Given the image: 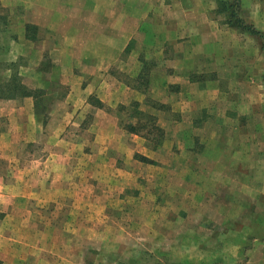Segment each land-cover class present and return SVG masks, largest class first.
<instances>
[{"label":"crops","instance_id":"crops-1","mask_svg":"<svg viewBox=\"0 0 264 264\" xmlns=\"http://www.w3.org/2000/svg\"><path fill=\"white\" fill-rule=\"evenodd\" d=\"M263 1L237 3L239 17L264 37ZM228 9V0H0V31L16 35L7 38L20 49L14 53L7 41L0 46V116H7V127L0 131L3 220L20 209L17 218L21 225L27 220L36 227L78 226L66 238L78 242L77 246L61 257H77L80 262H69L85 264L92 248V226L105 225L103 220L114 218L105 213L110 209L109 200L127 190L113 179L140 176L133 172L153 171L154 167L157 178L243 177L245 181L239 185L244 187L239 192L247 193L253 189L251 179L259 176L264 187V135L256 139L251 124L252 119L262 118L249 107L258 100L257 93H252L253 81H262L264 87V42L259 35L230 24ZM40 41L46 44L42 49L51 50V63L44 54V58L31 59ZM60 53H66L67 58L61 59ZM21 60L27 65L22 66ZM258 65L259 73L253 74ZM49 68L68 86L63 98L56 97L54 90L43 91V96L52 95V104L38 110L32 96L16 94L12 98L8 94L7 87L14 79L27 89H43L44 71ZM93 98L102 103L100 107L92 104ZM236 98L247 103L245 111L237 106ZM130 102H137L142 114L154 118L162 130L158 144L149 135L125 128L127 122L119 119L117 105ZM86 110L93 114L88 126L93 142L68 139L67 144L83 150L61 153L57 146L63 141V131ZM208 130L215 138H208ZM31 145L39 146L40 153L31 152ZM95 168L115 182L99 200L88 184ZM79 170L83 180L72 185L71 176ZM223 186L230 187L228 183L213 184L211 194L232 193L215 189ZM166 187L147 189L153 195L146 197L148 204L151 202L147 210L152 208L150 224L154 225L158 216L166 218L159 215L162 207L171 208L169 201L156 198L158 194L161 199L169 197ZM191 188L186 181L180 183L183 193ZM195 206L212 210L211 221L217 222L215 208L219 206L204 202ZM192 207L180 208L189 217ZM93 209H99L100 215L93 216ZM150 236L155 238L154 233ZM152 248L150 251H155V246ZM160 250L161 255L169 254L166 247ZM41 252L38 255L48 257ZM211 256L215 258V252ZM198 258L199 264L210 260ZM142 259L150 264L161 262L158 255V261L155 257Z\"/></svg>","mask_w":264,"mask_h":264},{"label":"rangeland","instance_id":"rangeland-1","mask_svg":"<svg viewBox=\"0 0 264 264\" xmlns=\"http://www.w3.org/2000/svg\"><path fill=\"white\" fill-rule=\"evenodd\" d=\"M231 1L232 0H228V2ZM262 3H264V1ZM12 36L16 37V35L10 33L5 35L3 31H0V46L6 43L5 41L10 44L11 41L7 37L11 38ZM77 37H79V35H77ZM15 39L16 41L22 42L19 38ZM38 39H42V37L40 36ZM40 42L41 43L38 44L40 48L32 52L31 59L35 60L40 56L44 58L42 55L44 54L46 56V61H50L51 63L53 57L51 50L42 49V46L46 44H42V41ZM66 42L67 41H65V44ZM10 45L13 46L14 53L20 50L19 45L14 43ZM60 57L63 60L66 59V53H60ZM21 58L25 59V56ZM20 63L23 66L26 64V61L23 62V60H21ZM259 69L260 67L258 65L256 69L253 70V74L257 75ZM22 71H24L23 67ZM61 75H63L62 72L60 73V76ZM43 78H45L43 83L45 87L43 89L37 88L38 110H42L47 105L52 104V95L44 94L43 96V91L46 93L54 90L56 97L63 98L68 90V86L65 83L59 82V80L53 76L50 68L44 71ZM262 86V81H253L252 93L253 96L254 93H257L256 97H258V100L254 103L256 99L253 98L254 104H250L249 107L252 105L254 111L259 115L261 114L262 120L260 121L264 123V87ZM53 95L55 94L53 93ZM241 100H243V98L235 99L237 106L241 107V109L243 108L245 111L247 103H239ZM130 103L123 106L124 108L126 107V109H120V113L118 112L119 119H122L123 122L133 123L136 119L135 116L134 118L130 116L133 110V107L129 106ZM92 104L100 107L102 103L97 98H93ZM86 111L87 112L79 115V120L73 118L67 129L63 131L65 136L63 137V141L57 146V150L61 153L71 149H74L72 150L73 153H80L83 150L82 146L74 147L73 145L67 144L68 139H70L69 142H74L73 140L93 142L94 135L91 130L88 129L93 119V114L88 110ZM115 114L117 115V113ZM45 116L46 114L44 115V122L47 121ZM6 118L7 116H0V131H3L7 127ZM260 121L258 119H252L251 122V124H253V134L256 136V139L264 135V126ZM212 133L213 131L208 130V138H215V134L213 135ZM2 141L4 142L5 140L2 139ZM91 147L92 145L90 147L86 146L84 149L88 150ZM31 148V152L36 154L40 153L39 146L31 145ZM173 149H175V147H173ZM194 150H197V148L195 147ZM208 152L207 150V153ZM77 158H79V156ZM92 165H94V163H92ZM83 166L82 164L81 167ZM253 167H255L254 163ZM237 168L240 169L241 167ZM204 169L207 168L205 167ZM152 170L153 171L140 170V172H133V174L140 173V176L134 175V177L125 176L120 179H113L117 180V184L120 187L127 188V190H122V193L118 192L120 196H116L114 200L111 199L112 201L109 200L108 204L110 209L105 210V213H112L114 218L103 220V222L105 221V225L102 224L100 226L99 223L96 224L97 226H92V248L91 253H87L85 264H150L148 260L142 258L155 257V260L158 261L157 255L160 257L161 262H156V264H199L197 262L200 261L198 258L199 256L210 259L207 262L208 264H264V192L258 193L254 190H264L263 182L259 176L251 179L253 187L251 192L241 193L239 189H242L244 186H240L239 183L245 181L243 177L189 178L172 176L170 179H165L157 178V168L152 167ZM91 174L92 176L90 178H86H88V184L97 192L96 194L98 197L96 199L99 200L101 196L106 194V190L111 188L115 182L112 179L102 177L99 169H92ZM71 177L72 185L73 183L76 184V182L78 185L79 182L83 180V174L80 170L77 172L75 171ZM185 181L188 185H192L193 187L187 194L180 191V183ZM215 183L221 185L228 183L230 187L223 186V188L220 187L215 189L231 190L232 193L224 192L211 194V187ZM150 186H167L165 190L169 197H163L161 199V194H158L156 198L158 202L163 200L169 201L171 208L169 210L167 207L166 209H162V207L159 215L164 214L166 218H159L158 216L155 221V223L157 221L162 223L167 222L166 226L155 223L154 225L150 224L149 211L152 208L149 210L146 208L147 206H151V202L148 204L149 201L146 197L149 195L153 197V195L149 194L147 191ZM17 189H19V186ZM112 193L116 195L114 192ZM93 200H95V197ZM198 202L219 206L215 208L217 222L214 223L211 221L213 212L209 208L200 207L195 209V205ZM185 203H188V205H185ZM0 205H2L1 202ZM128 205H131V207H128ZM182 205L185 207L193 206L192 208H194V210L188 212L191 213L189 217H186L187 214L180 208ZM93 210V216H95L96 213V215H100L99 209ZM14 211L17 214H21L20 209H15ZM22 212H24V210H22ZM5 214V211L0 210V264H72L69 262L71 260L80 262L77 257L71 260L67 257H61V255L73 245L75 247L77 246L78 242L73 243L72 238L68 237L69 241H67L66 238L70 230L72 228L78 229V226L72 227L63 224H47L36 227V225L28 223L29 221L27 220L21 225L20 222H18L17 214H12V217L8 216V220L4 221L3 217ZM99 233L103 234L101 239L98 237ZM153 233L155 234V238H151L150 236L153 235ZM165 235L167 236L166 241H164ZM181 237L182 241H180ZM206 239V242H200ZM153 246H155V251L151 252L150 250L153 249ZM163 247H166L167 253L169 254L161 255L162 252L160 249ZM88 249L90 248H87V250ZM133 249L140 250L142 253H137ZM39 250L42 251L41 254L44 253L48 255V257H41L42 255H38L37 252ZM233 251L237 252L235 256L231 255ZM211 252H215V258H211ZM184 260L188 262L185 263L183 262Z\"/></svg>","mask_w":264,"mask_h":264},{"label":"trees","instance_id":"trees-1","mask_svg":"<svg viewBox=\"0 0 264 264\" xmlns=\"http://www.w3.org/2000/svg\"><path fill=\"white\" fill-rule=\"evenodd\" d=\"M228 12H229V22L230 24L241 28L245 32H249L254 35H259L261 40L264 42V37L255 29L253 26L246 24L238 15V3L237 0H232L228 2ZM144 87H145V83ZM3 90V89H2ZM1 90V91H2ZM7 92L12 98L18 94L22 96H32L36 99V103L38 101V93L37 90L27 89L25 86L20 84L18 80L14 79L11 83V86L7 87ZM137 102H131L129 106L133 107L130 116L134 118L136 117L133 123H126L124 124L125 128L129 131L134 132L136 134H142V136L147 137L148 135L151 136L153 141L158 144L162 137V130L154 124V118L147 115L142 114V112L138 109ZM124 105H119V110L126 109L123 107Z\"/></svg>","mask_w":264,"mask_h":264}]
</instances>
